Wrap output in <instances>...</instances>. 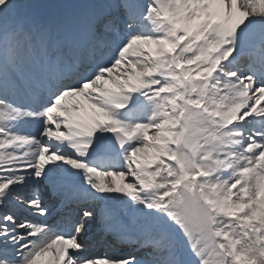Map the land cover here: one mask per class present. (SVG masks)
<instances>
[{"label": "snow or ice", "instance_id": "6c2138e0", "mask_svg": "<svg viewBox=\"0 0 264 264\" xmlns=\"http://www.w3.org/2000/svg\"><path fill=\"white\" fill-rule=\"evenodd\" d=\"M25 7L0 0V264H264V0ZM29 185L103 211L22 218L50 214ZM93 220L143 256L87 255Z\"/></svg>", "mask_w": 264, "mask_h": 264}, {"label": "rangeland", "instance_id": "374dc122", "mask_svg": "<svg viewBox=\"0 0 264 264\" xmlns=\"http://www.w3.org/2000/svg\"><path fill=\"white\" fill-rule=\"evenodd\" d=\"M85 1L90 0H17L18 3L26 6L22 12L23 18L27 21L49 20L51 12L54 13L58 8L66 6L69 2L71 14L79 12L86 8L83 6ZM46 11H49L48 15H46ZM32 14L40 15L39 19L33 20Z\"/></svg>", "mask_w": 264, "mask_h": 264}, {"label": "bare ground", "instance_id": "6f19581e", "mask_svg": "<svg viewBox=\"0 0 264 264\" xmlns=\"http://www.w3.org/2000/svg\"><path fill=\"white\" fill-rule=\"evenodd\" d=\"M38 188H40V191L38 190ZM45 188H46V186H43V185H29L28 188L22 190V194L24 196H28L29 194L27 193V191H30L31 194H33L35 196H39L41 198L43 194L45 195V193L43 192L45 190ZM26 193H27V195H26ZM49 222H51V221L49 220Z\"/></svg>", "mask_w": 264, "mask_h": 264}]
</instances>
